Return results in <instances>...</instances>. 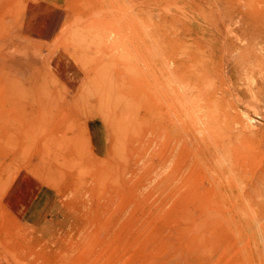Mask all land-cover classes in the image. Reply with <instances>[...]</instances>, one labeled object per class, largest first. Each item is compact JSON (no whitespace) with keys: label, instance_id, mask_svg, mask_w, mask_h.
<instances>
[{"label":"rangeland","instance_id":"obj_1","mask_svg":"<svg viewBox=\"0 0 264 264\" xmlns=\"http://www.w3.org/2000/svg\"><path fill=\"white\" fill-rule=\"evenodd\" d=\"M0 264H264V0H0Z\"/></svg>","mask_w":264,"mask_h":264},{"label":"crops","instance_id":"obj_2","mask_svg":"<svg viewBox=\"0 0 264 264\" xmlns=\"http://www.w3.org/2000/svg\"><path fill=\"white\" fill-rule=\"evenodd\" d=\"M45 200L42 191L40 190L36 195H34L33 199L30 200V203L26 207V211L24 212V216L28 217L32 222H37L42 219L40 216V207L42 202Z\"/></svg>","mask_w":264,"mask_h":264},{"label":"bare ground","instance_id":"obj_3","mask_svg":"<svg viewBox=\"0 0 264 264\" xmlns=\"http://www.w3.org/2000/svg\"><path fill=\"white\" fill-rule=\"evenodd\" d=\"M252 96H253V95H252ZM250 99H251V98H250ZM251 102H252V101H251ZM248 105H249V104H248ZM250 106H251V105H250ZM251 109H252V107H251ZM255 112H256V111H255ZM247 115H248V114H247ZM247 115H246V116H247ZM248 117H249V115H248ZM248 117H247V118H248ZM249 118H250V117H249ZM245 122H246V121H245ZM247 122H248V121H247ZM250 122H251V121H250ZM248 123H249V122H248ZM244 124H245V123H244ZM251 124H252V123H251ZM249 126H250V124H248V127H246V128H247V130L250 128V132H251V131H252V130H251V127H252V126H251V127H249ZM248 132H249V131H248ZM217 138H218V137H217ZM228 166H229V164H228Z\"/></svg>","mask_w":264,"mask_h":264}]
</instances>
